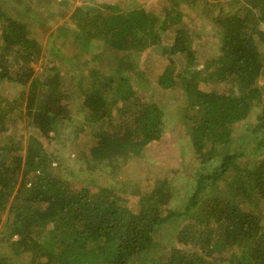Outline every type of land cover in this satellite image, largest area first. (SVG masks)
I'll return each mask as SVG.
<instances>
[{
  "label": "trees",
  "instance_id": "1",
  "mask_svg": "<svg viewBox=\"0 0 264 264\" xmlns=\"http://www.w3.org/2000/svg\"><path fill=\"white\" fill-rule=\"evenodd\" d=\"M22 1L0 2V264H264V0H92L53 30L45 9ZM194 20L221 29L219 54L188 42L202 34ZM68 31L86 54L75 76L56 58L30 66L61 54L44 34ZM150 83L174 90L176 123L139 92ZM74 115L76 158L115 184L69 180L54 165L51 142ZM174 130L183 155L167 172L196 176L182 208L171 206L173 177L143 193L116 179L127 155H112Z\"/></svg>",
  "mask_w": 264,
  "mask_h": 264
},
{
  "label": "rangeland",
  "instance_id": "2",
  "mask_svg": "<svg viewBox=\"0 0 264 264\" xmlns=\"http://www.w3.org/2000/svg\"><path fill=\"white\" fill-rule=\"evenodd\" d=\"M27 1L33 5L32 7L39 8L43 11V17L46 21H53L55 22L52 26V30L54 27H58L66 23L65 21L75 22L78 17V10L77 7L83 5L84 3H93L92 0H69L68 5H60L57 2H54L52 5L46 4L43 6L39 0H25L23 3H27ZM59 1V0H57ZM104 1V0H98ZM113 1V0H112ZM141 1V0H139ZM160 1V0H159ZM0 2L5 3L6 6L10 7L11 4H15L16 0H0ZM55 5V6H54ZM160 8V5L157 4ZM46 7V8H45ZM59 10L62 8L64 10V16H60V14H54V8ZM19 12L21 15H18L23 20L28 19V14L26 10L20 8ZM125 12V11H122ZM17 13V10H16ZM192 28L195 30H201V37L193 38L192 35L187 37L188 42L192 41V47L197 49V52L200 54L206 55H214L216 56L219 54V37L215 34L220 31L221 29L215 28L212 30L211 33H207L204 29H201L199 20L191 21ZM263 26V24H261ZM34 28H37V31L42 28L40 22H35ZM53 32V31H52ZM51 32V33H52ZM50 33V34H51ZM49 33L44 34L43 43L46 41L47 44L51 46V44L61 42V54H53L50 53L45 56V59H41L38 62H32L30 64L31 67H35L36 70L41 71L43 68V60L49 61L52 58H56V64H59L64 69H70L73 73V76L76 72H79V66L82 63V60L86 57L85 52L80 48V43H78V39L71 31H68L67 35H53L48 36ZM49 37V38H48ZM201 43V44H199ZM199 44V45H198ZM263 42L259 39L260 48H264L262 45ZM159 48H156L158 50ZM264 52V49H262ZM69 58L70 61H64V58ZM148 60L155 62L158 61L157 58L148 56ZM200 61V60H199ZM63 63V65H62ZM202 64L198 66L200 68ZM37 74V73H36ZM76 78V77H75ZM76 79H74L75 82ZM261 84L263 80L260 79L259 81ZM205 84L202 83L201 86L203 87ZM9 87L8 92L14 96L17 92V89H12L10 85H6ZM6 92V90H5ZM139 92L142 93L149 101L158 100L163 109L169 113L166 116V121L169 123H176V108L178 102L173 99V92L174 90H163L160 91L159 87L155 84H149L145 88H140ZM178 109V108H177ZM73 111H76V107H73ZM171 114V116H170ZM236 127L241 128V125H237ZM178 129H182L177 126ZM76 131L83 132L84 131V123L83 119L79 115H74L73 120L66 121L63 127L60 128L58 134L51 142V147L59 152L60 159L54 161V165L60 167L61 173L66 176L69 180H75L81 182L83 184H91L92 182L97 183H106L111 182L115 184L114 178L112 176H108L102 170H91L87 169L86 163L80 161L76 158L75 153L73 152V144H72V134ZM177 131H167L164 134L162 141L157 144H153L152 146L146 147L143 149L142 147H130L127 152L123 153L122 151L119 152H112L114 156H124L127 155V161L123 164L118 171V175L116 174V179L118 180H126L132 178L141 183L143 193L151 191L154 185L157 182V177H165L168 174V177L173 179L171 184V191H172V199H171V206L176 208H182L183 202L187 203V197L190 195L195 187V175H190L186 173V171L181 170L176 176H174L173 172H167L170 170V167H173L175 163L180 159L183 155L181 154V149L178 148L179 140L177 138ZM193 155V153L186 154L188 158ZM193 173H197L199 170L198 163H194L191 167ZM119 176V177H118ZM119 185V183H117ZM7 248V247H6ZM162 249V243L156 244L155 249H152L153 255H158L160 250Z\"/></svg>",
  "mask_w": 264,
  "mask_h": 264
}]
</instances>
